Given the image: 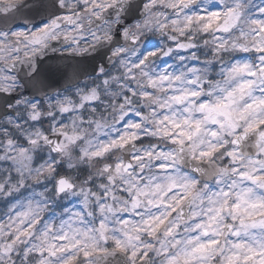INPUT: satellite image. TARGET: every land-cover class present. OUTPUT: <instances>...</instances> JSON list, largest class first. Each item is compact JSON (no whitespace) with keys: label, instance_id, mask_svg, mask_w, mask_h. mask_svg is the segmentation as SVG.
I'll return each mask as SVG.
<instances>
[{"label":"clouds","instance_id":"9594fccd","mask_svg":"<svg viewBox=\"0 0 264 264\" xmlns=\"http://www.w3.org/2000/svg\"><path fill=\"white\" fill-rule=\"evenodd\" d=\"M0 264H264V0H0Z\"/></svg>","mask_w":264,"mask_h":264}]
</instances>
